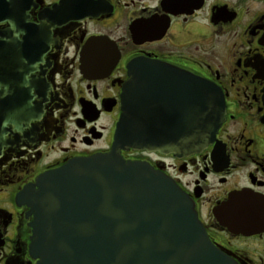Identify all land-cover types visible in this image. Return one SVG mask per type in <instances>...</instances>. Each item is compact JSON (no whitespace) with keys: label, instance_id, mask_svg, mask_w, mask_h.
Segmentation results:
<instances>
[{"label":"flooded vegetation","instance_id":"obj_1","mask_svg":"<svg viewBox=\"0 0 264 264\" xmlns=\"http://www.w3.org/2000/svg\"><path fill=\"white\" fill-rule=\"evenodd\" d=\"M182 74L219 91L214 138L187 156L120 157L181 189L225 264H264V0H0V264H37L18 196L112 151L124 84L171 111Z\"/></svg>","mask_w":264,"mask_h":264},{"label":"water","instance_id":"obj_2","mask_svg":"<svg viewBox=\"0 0 264 264\" xmlns=\"http://www.w3.org/2000/svg\"><path fill=\"white\" fill-rule=\"evenodd\" d=\"M133 81L122 87L112 151L48 171L18 196L33 215L30 247L37 264H225L181 189L119 154L128 148L198 152L224 120L219 91L203 79L178 75L171 86L175 110L153 111L143 84Z\"/></svg>","mask_w":264,"mask_h":264}]
</instances>
